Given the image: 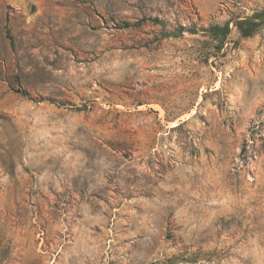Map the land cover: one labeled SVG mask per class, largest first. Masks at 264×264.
I'll return each mask as SVG.
<instances>
[{
    "label": "rangeland",
    "instance_id": "374dc122",
    "mask_svg": "<svg viewBox=\"0 0 264 264\" xmlns=\"http://www.w3.org/2000/svg\"><path fill=\"white\" fill-rule=\"evenodd\" d=\"M0 264H264V0H0Z\"/></svg>",
    "mask_w": 264,
    "mask_h": 264
}]
</instances>
